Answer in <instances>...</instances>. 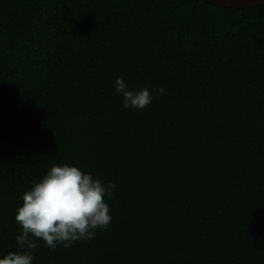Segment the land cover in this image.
<instances>
[{
  "label": "trees",
  "instance_id": "16d2710c",
  "mask_svg": "<svg viewBox=\"0 0 264 264\" xmlns=\"http://www.w3.org/2000/svg\"><path fill=\"white\" fill-rule=\"evenodd\" d=\"M117 77L164 92L124 109ZM65 163L111 220L33 264H264V3L0 0V256Z\"/></svg>",
  "mask_w": 264,
  "mask_h": 264
},
{
  "label": "clouds",
  "instance_id": "9594fccd",
  "mask_svg": "<svg viewBox=\"0 0 264 264\" xmlns=\"http://www.w3.org/2000/svg\"><path fill=\"white\" fill-rule=\"evenodd\" d=\"M114 91L122 97L124 109L142 110L163 94L162 86L133 88L123 77L114 81ZM115 184L107 183L74 165H52L46 174L33 182L22 194V204L16 209L14 220L20 225L15 237L17 251L0 256V264H33L32 249L42 240L46 247L65 248L78 240H88L97 229L108 227L111 214L107 200L113 195Z\"/></svg>",
  "mask_w": 264,
  "mask_h": 264
},
{
  "label": "water",
  "instance_id": "95a60500",
  "mask_svg": "<svg viewBox=\"0 0 264 264\" xmlns=\"http://www.w3.org/2000/svg\"><path fill=\"white\" fill-rule=\"evenodd\" d=\"M215 5L225 7H247L252 5L263 4L264 0H206Z\"/></svg>",
  "mask_w": 264,
  "mask_h": 264
}]
</instances>
